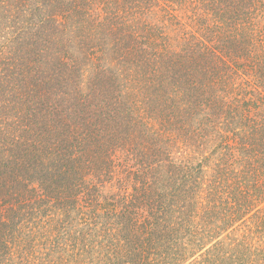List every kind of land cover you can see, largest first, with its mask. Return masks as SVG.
Returning <instances> with one entry per match:
<instances>
[{
    "label": "trees",
    "instance_id": "trees-1",
    "mask_svg": "<svg viewBox=\"0 0 264 264\" xmlns=\"http://www.w3.org/2000/svg\"><path fill=\"white\" fill-rule=\"evenodd\" d=\"M0 264H264V0H0Z\"/></svg>",
    "mask_w": 264,
    "mask_h": 264
},
{
    "label": "rangeland",
    "instance_id": "rangeland-1",
    "mask_svg": "<svg viewBox=\"0 0 264 264\" xmlns=\"http://www.w3.org/2000/svg\"><path fill=\"white\" fill-rule=\"evenodd\" d=\"M26 175H28V173H27ZM31 186H36V182L34 181V182L31 184ZM111 256H112V259H113V258H114L113 254H111Z\"/></svg>",
    "mask_w": 264,
    "mask_h": 264
}]
</instances>
